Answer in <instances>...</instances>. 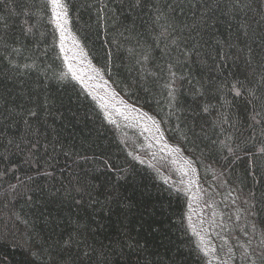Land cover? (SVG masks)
I'll return each mask as SVG.
<instances>
[{"label": "trees", "instance_id": "1", "mask_svg": "<svg viewBox=\"0 0 264 264\" xmlns=\"http://www.w3.org/2000/svg\"><path fill=\"white\" fill-rule=\"evenodd\" d=\"M60 3L175 152L71 72L54 0H0V264H264V0Z\"/></svg>", "mask_w": 264, "mask_h": 264}, {"label": "rangeland", "instance_id": "2", "mask_svg": "<svg viewBox=\"0 0 264 264\" xmlns=\"http://www.w3.org/2000/svg\"><path fill=\"white\" fill-rule=\"evenodd\" d=\"M54 6L60 27L62 49L71 72L101 101L110 115L135 122L146 130L156 148L175 152L174 147L164 139L152 117L140 107L128 102L92 64L76 37L69 30L60 0H55ZM174 156L178 158V164L190 186L193 218L196 221L199 219L204 221V205L201 202L200 190L194 174L195 168L188 159ZM200 230L206 236V232H203L205 229L202 227Z\"/></svg>", "mask_w": 264, "mask_h": 264}, {"label": "snow or ice", "instance_id": "3", "mask_svg": "<svg viewBox=\"0 0 264 264\" xmlns=\"http://www.w3.org/2000/svg\"><path fill=\"white\" fill-rule=\"evenodd\" d=\"M54 3H55V0H54ZM237 94L239 95V92H237Z\"/></svg>", "mask_w": 264, "mask_h": 264}]
</instances>
